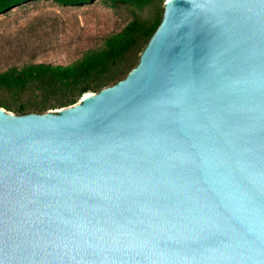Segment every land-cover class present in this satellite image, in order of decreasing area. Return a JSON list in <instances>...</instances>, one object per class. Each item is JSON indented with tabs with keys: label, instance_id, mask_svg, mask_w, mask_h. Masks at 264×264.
<instances>
[{
	"label": "water",
	"instance_id": "95a60500",
	"mask_svg": "<svg viewBox=\"0 0 264 264\" xmlns=\"http://www.w3.org/2000/svg\"><path fill=\"white\" fill-rule=\"evenodd\" d=\"M127 75L0 107V264H264V0H167Z\"/></svg>",
	"mask_w": 264,
	"mask_h": 264
},
{
	"label": "rangeland",
	"instance_id": "374dc122",
	"mask_svg": "<svg viewBox=\"0 0 264 264\" xmlns=\"http://www.w3.org/2000/svg\"><path fill=\"white\" fill-rule=\"evenodd\" d=\"M166 1L87 0L68 5L27 0L16 4L0 13V71L24 64L71 63L86 50L102 47L106 36L131 20H154L162 14Z\"/></svg>",
	"mask_w": 264,
	"mask_h": 264
},
{
	"label": "trees",
	"instance_id": "16d2710c",
	"mask_svg": "<svg viewBox=\"0 0 264 264\" xmlns=\"http://www.w3.org/2000/svg\"><path fill=\"white\" fill-rule=\"evenodd\" d=\"M24 1L27 0H0V13ZM54 1L77 5L87 0ZM108 1L141 4L146 0ZM162 14L154 20H131L118 32L106 36L102 47L86 50L71 63L24 64L0 71V107L15 114L46 113L72 105L84 93L98 92L123 79L138 63Z\"/></svg>",
	"mask_w": 264,
	"mask_h": 264
},
{
	"label": "bare ground",
	"instance_id": "6f19581e",
	"mask_svg": "<svg viewBox=\"0 0 264 264\" xmlns=\"http://www.w3.org/2000/svg\"><path fill=\"white\" fill-rule=\"evenodd\" d=\"M87 93H89V92H87ZM85 94H86V93H84V94L81 96V98H82ZM81 98H80V99H81Z\"/></svg>",
	"mask_w": 264,
	"mask_h": 264
}]
</instances>
